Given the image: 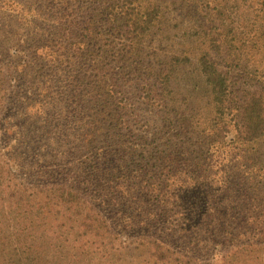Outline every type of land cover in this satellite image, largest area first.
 Wrapping results in <instances>:
<instances>
[{
	"label": "trees",
	"instance_id": "obj_1",
	"mask_svg": "<svg viewBox=\"0 0 264 264\" xmlns=\"http://www.w3.org/2000/svg\"><path fill=\"white\" fill-rule=\"evenodd\" d=\"M255 128L264 0H0V264H242Z\"/></svg>",
	"mask_w": 264,
	"mask_h": 264
},
{
	"label": "rangeland",
	"instance_id": "obj_2",
	"mask_svg": "<svg viewBox=\"0 0 264 264\" xmlns=\"http://www.w3.org/2000/svg\"><path fill=\"white\" fill-rule=\"evenodd\" d=\"M173 7V6H172ZM171 14V9L169 10V15ZM263 117L262 109L259 105H253L249 110V121L256 124ZM258 130L260 136L259 139L264 138L263 129L255 128ZM242 264H264V250L262 248H254L250 250H245L242 253Z\"/></svg>",
	"mask_w": 264,
	"mask_h": 264
}]
</instances>
